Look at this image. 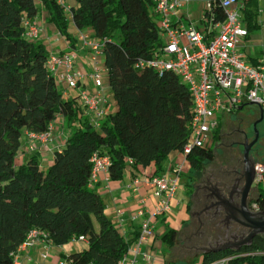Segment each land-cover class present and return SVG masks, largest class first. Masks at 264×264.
I'll list each match as a JSON object with an SVG mask.
<instances>
[{
    "label": "trees",
    "instance_id": "obj_1",
    "mask_svg": "<svg viewBox=\"0 0 264 264\" xmlns=\"http://www.w3.org/2000/svg\"><path fill=\"white\" fill-rule=\"evenodd\" d=\"M75 2L69 19L56 0H0V264L13 263L12 255L33 230L48 234L54 246L84 237L86 249L62 255L69 264H118L134 242L126 241L106 215L101 196L89 186L91 157L96 152L109 156V178L115 182L123 180L127 170L135 176L150 166L155 170L147 177L158 176L169 156L183 154L190 140L193 103L187 86L172 73L136 67L151 60L160 45L152 0ZM40 4L47 22L72 47L70 23L97 39H107L104 84L117 109L99 130L77 112L75 99L64 96L48 68L45 45L25 37L23 21L36 19ZM213 10L215 21H224L218 2ZM243 15L248 35L260 29L258 0L246 2ZM60 116L71 134L62 149L54 152L47 170H42L38 152L19 163L24 132L44 133ZM220 138L218 129L211 147L185 156L194 171L201 172L206 162L214 161V146ZM256 192L251 205L263 210L260 184ZM160 240L173 249L179 231L165 225ZM227 257H234L229 264H264V237L239 250L199 256L200 264Z\"/></svg>",
    "mask_w": 264,
    "mask_h": 264
},
{
    "label": "built area",
    "instance_id": "obj_2",
    "mask_svg": "<svg viewBox=\"0 0 264 264\" xmlns=\"http://www.w3.org/2000/svg\"><path fill=\"white\" fill-rule=\"evenodd\" d=\"M190 1L152 0L153 13L159 27L160 45L151 60L141 61L136 65L137 68H149L159 74L172 73L187 86L192 98L193 116L189 124L190 140L182 154L185 160L169 167L162 175L134 179L129 186L134 190L140 185L150 189L156 205L144 217L136 242L118 264H136L142 246L154 237V219L172 212L173 203L181 190L185 156L194 149L211 147L214 133L222 128L227 117L238 114L240 107L253 104L264 109V61L253 65L240 51L242 42L248 37L243 11L249 0H206L201 28L181 23L180 11ZM56 2L65 8V12L70 13L71 19V10L64 6V0ZM216 2L224 12L225 18L222 22L215 21L213 7ZM23 26L25 37L38 41L41 32L38 21L24 20ZM78 39L87 49V72L79 66L76 52L49 56L48 68L57 83L64 85L67 92H77L72 98L75 99L77 112L82 113L89 119L91 126L99 130L107 117L108 107L104 84L107 77L104 66V46L107 39H97L89 31L79 29ZM86 80L91 81L93 92L85 86ZM54 122L44 133H30V138L43 143L48 141L56 130ZM34 150V146L28 148L29 152ZM91 163L93 168L89 186L92 188L100 175H109L110 158L105 153L96 152L91 157ZM129 164L132 162L129 161ZM255 170L256 184L264 185V165L256 164ZM253 208L259 209L256 205ZM142 215L141 212L138 214ZM48 239L46 233L31 231L12 255V264H22L20 253L30 249L38 241L45 243L47 251L52 245ZM75 240L86 242L84 237ZM233 258L227 257L210 264H229Z\"/></svg>",
    "mask_w": 264,
    "mask_h": 264
},
{
    "label": "crops",
    "instance_id": "obj_3",
    "mask_svg": "<svg viewBox=\"0 0 264 264\" xmlns=\"http://www.w3.org/2000/svg\"><path fill=\"white\" fill-rule=\"evenodd\" d=\"M205 3L206 0H191L190 3L184 6V8L180 11L179 17L181 18V23L193 24L196 27L201 28V20L205 10ZM64 6L71 10L76 7V2L75 0H64ZM258 6V24L260 29L256 32L249 33L248 37L242 42V46L240 48V51L244 54L245 59L253 65H258L264 61V0H258ZM40 7L42 10L40 15L36 18L41 29L38 41L45 45L50 56L61 55L67 52H76L78 54L79 66L87 72L89 68L86 58L87 49L82 46L78 39V29L73 23H70V31L75 39L74 46L72 47L70 42L60 35L55 26L47 22L46 12L41 4ZM66 13L70 19V13ZM253 60H255V62H253ZM84 84L85 86H88L90 92L94 91L90 80H86ZM60 89L64 92V96L69 99H72L75 93L77 94L76 91L67 92L64 85H61ZM106 94L108 99V115L110 113H114L117 108L113 101L112 93L108 87H106ZM54 125L56 127L54 135L44 143L31 139L29 136L30 133L24 132L22 137V147L18 155L19 163L25 161L31 153L38 152L41 156V162L46 163L47 165L51 164L54 152L62 149L71 134V129L68 127L64 117H58L55 120ZM30 146H34V152L28 151ZM184 160V156L180 153L171 154L165 164L164 172L160 175L166 173L169 167L177 163H181ZM154 170V167L150 166L147 169H141L135 176L127 170L123 180L119 182L112 181L110 180L109 175L103 174L99 176L98 181L92 186V189H95L103 200L106 215L118 228L126 241L136 242L144 217L147 213L152 212L156 205V200L150 189L144 185H140L137 190H134V188L130 189L129 186L132 185L134 179H143L152 175ZM178 196L174 201V208L179 209V213L183 215L184 219L179 222L181 215H176L175 218H172L171 215L173 214V210L170 214L156 217L154 219V231L156 237L142 246L141 254L138 255L136 264H168V249L162 245L160 240L165 231V225H170L172 227L174 224L175 227H178L181 222L186 220L188 214V202H185L184 205L180 204L178 202ZM140 212L143 213L142 216H138ZM175 227L172 228L178 230ZM86 248L87 242L74 240L64 246L51 245L46 251L45 243L38 241L30 249L20 253V262L22 264H69L62 258V255L80 252ZM43 255H46L47 257L44 258Z\"/></svg>",
    "mask_w": 264,
    "mask_h": 264
},
{
    "label": "rangeland",
    "instance_id": "obj_4",
    "mask_svg": "<svg viewBox=\"0 0 264 264\" xmlns=\"http://www.w3.org/2000/svg\"><path fill=\"white\" fill-rule=\"evenodd\" d=\"M58 86L60 87L61 85L58 84ZM254 112V106H245L238 114L226 118L224 125L220 128V141L214 146L215 159L211 163L206 162L201 172L194 171L187 162L185 163L178 202L182 205L188 202L189 209L185 221L181 222L179 226L177 225L178 227H175L174 224L172 225L179 231V240L175 248H166L168 249V264H189L192 260H194V264H200L201 259L199 256L205 250L215 247V243L219 242L217 237L220 235V228L216 225L218 221L201 227L199 217L202 216L201 220H203V200L200 204H197L192 196L193 193L189 196L190 190L194 192L199 188L203 189V187L207 186L208 181L223 183V175L229 170L237 169L241 171L244 168V149L246 145L254 141L255 134L252 123L247 122L243 125L242 120L245 115L253 114ZM257 127L260 137L251 147L249 157L255 165L259 163L264 165V120ZM66 133L69 134L68 132ZM48 167L49 165L41 162L42 170L45 171ZM256 186L255 182L250 195L251 198H255L257 195ZM261 187L264 189L263 184ZM200 192L202 194V191ZM174 205L175 202L172 206V218H175L176 215H181L179 209L174 208ZM183 219L184 217L181 215L179 222ZM227 242L229 241L224 240L220 243L222 245Z\"/></svg>",
    "mask_w": 264,
    "mask_h": 264
},
{
    "label": "flooded vegetation",
    "instance_id": "obj_5",
    "mask_svg": "<svg viewBox=\"0 0 264 264\" xmlns=\"http://www.w3.org/2000/svg\"><path fill=\"white\" fill-rule=\"evenodd\" d=\"M261 115L263 116V120H264V109L263 112H261L260 109L255 107V112L253 114L245 115L242 120L243 125H245L247 122L252 123L254 127L253 129L254 134H255V130L257 129L259 133V137H260V132L257 126L260 125L263 122V120L260 123H258L256 127L254 125L260 119ZM223 179H224L222 180L223 183L219 181H216L215 183L208 181L207 186L203 187V189L199 188L195 190L192 196L194 197V200H196L197 204H200L203 200V204H204L202 210L203 220H201L202 216L199 217L200 218L199 222L201 224V227L209 225L214 221L215 222L218 221L216 225L219 226L221 235H218L217 240L219 242H222L224 240L230 242H236L248 237L251 233L250 228L243 226L242 224L233 220V217L236 214V212L233 210V207L240 208L241 199H242V190L243 187L245 186V176L243 169L241 171H238L237 169H234L233 171L229 170L226 174L223 175ZM200 191H202V194ZM251 192L252 189L246 201L247 208L252 212H260L261 211L260 209L255 210L251 205V200H252V198L250 197ZM228 216L230 218H228ZM260 236L264 237V235H260ZM242 247H239V249H241ZM231 250H236V248Z\"/></svg>",
    "mask_w": 264,
    "mask_h": 264
},
{
    "label": "water",
    "instance_id": "obj_6",
    "mask_svg": "<svg viewBox=\"0 0 264 264\" xmlns=\"http://www.w3.org/2000/svg\"><path fill=\"white\" fill-rule=\"evenodd\" d=\"M248 106H254V105L249 104ZM242 109L243 107H240V110ZM260 110L261 112H263V108H260ZM262 120H263V116L261 115L260 119L255 123L254 126L256 127V125L260 123ZM258 138H259V133L256 129L254 141L251 142L249 145L245 146L244 156H243L244 157L243 172L245 176V186L243 187L242 190V199H241L240 208L233 207V210L236 212L235 216L233 217V220L242 224L243 226L250 228L251 233L248 237L236 242L229 241L226 244H222V245L220 242H217L215 243L216 244L215 247L205 250L203 254L217 253L227 249H234V248H236V250H239V247L250 245L256 236L264 235V209L261 210L260 212H252L247 208V204H246L248 195L254 186V182L256 178L255 163H253L252 160L250 159L249 151L251 147L256 143ZM228 218L230 217L228 216Z\"/></svg>",
    "mask_w": 264,
    "mask_h": 264
},
{
    "label": "bare ground",
    "instance_id": "obj_7",
    "mask_svg": "<svg viewBox=\"0 0 264 264\" xmlns=\"http://www.w3.org/2000/svg\"><path fill=\"white\" fill-rule=\"evenodd\" d=\"M258 108V107H257ZM258 109H260V108H258Z\"/></svg>",
    "mask_w": 264,
    "mask_h": 264
}]
</instances>
